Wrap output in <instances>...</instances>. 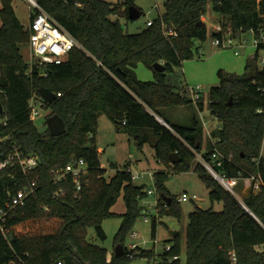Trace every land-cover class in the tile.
Returning a JSON list of instances; mask_svg holds the SVG:
<instances>
[{"label": "trees", "instance_id": "16d2710c", "mask_svg": "<svg viewBox=\"0 0 264 264\" xmlns=\"http://www.w3.org/2000/svg\"><path fill=\"white\" fill-rule=\"evenodd\" d=\"M37 1L81 48L73 49L59 65L30 64L22 55L30 33L17 18L12 0H0V121L6 120L0 124V137L10 136L27 154L40 158V167L27 178L17 174L13 179L0 171L3 200L26 180L40 179L36 194L8 216L5 233L0 229V264H77L76 253L85 264H128L129 253L147 258L149 264H181L180 258L172 260L180 257V232L169 240L175 242L172 250L153 262L154 249L131 251L124 245L126 233L143 212L141 202L147 192L134 184L129 167L112 166L115 173L105 176L108 170L100 164L95 138L102 114L140 146L150 143L160 161H172L171 153H177L181 161L176 169L197 173L207 185L212 203L223 204L222 211L196 207L189 214L185 264H264V64L259 67L248 62L243 75L220 70L219 83L210 89L207 103L203 96L193 101L182 72L184 61L199 50L195 42L206 41L210 33L217 36L204 20L211 5L229 22L235 38L248 32L260 37L264 34V0H166L164 12L137 33H129L119 19L128 15L135 0L116 4L105 0ZM85 5L89 14L83 10ZM170 29L177 35L168 34ZM261 49L264 42L257 46L256 59ZM139 63L154 71L155 80L138 79ZM156 63L164 64L165 70H154ZM41 87L61 94L45 104L52 109L49 117L57 114L65 121L66 132L61 136L40 134L31 120L29 101L40 96ZM192 105L196 112L207 106L220 122L206 146L204 124L197 115L185 124L168 116ZM214 148L223 157L219 170L235 177L260 175V190L248 189L241 200L225 190L196 162L195 152L205 150L208 159ZM79 159L88 168L80 178L81 189L72 175L54 184L52 170ZM167 177L164 172L155 175L159 215L181 220L177 199L173 197L168 204L162 196L171 197L164 183ZM60 188L64 195L56 198ZM121 194L126 211L108 261L103 221L115 215L112 208ZM157 224L155 216L151 221L153 239ZM91 229L94 235H90ZM118 245L125 249L119 257L115 253Z\"/></svg>", "mask_w": 264, "mask_h": 264}, {"label": "rangeland", "instance_id": "374dc122", "mask_svg": "<svg viewBox=\"0 0 264 264\" xmlns=\"http://www.w3.org/2000/svg\"><path fill=\"white\" fill-rule=\"evenodd\" d=\"M105 1L116 4L124 0ZM165 1L135 0V6L143 12L142 16L137 20H128L127 17L120 16V22L129 33L140 32L148 26L150 21H153L164 12ZM12 5L21 24L24 27H28L30 24L28 4L23 0H12ZM1 9L2 4L0 3V11ZM204 20L207 22L211 32H214L215 26L221 25L226 32L232 33L229 22L215 12L212 5L208 8ZM254 41L255 36L248 32L242 34L240 38H235L233 47L219 48L214 44V37L210 33L206 41L195 42L196 46L201 47L200 50H194L193 58L184 61L182 66L184 80L189 87L201 88L203 99L208 102L210 89L219 83L218 73L220 70L226 73L243 75L246 73L247 62L253 63V65L258 64L259 67L263 65L264 49L260 50L258 58L256 59L257 47ZM22 55L30 64L36 62L29 46L22 49ZM136 73L138 79L141 81L155 80L154 71L144 63H139L136 68ZM38 109L39 115L34 119V124L40 127L46 122L52 113V109L49 106L41 107L40 105H38ZM193 114L197 115L204 124L206 146V141L210 138L207 132L212 133L219 128V121L213 117L208 108L203 112H196L195 107L192 105V107L185 110L173 111L168 116L178 123L185 124L191 121ZM95 138L100 164L108 170L105 175L106 177H110L115 173V169L112 166L118 167L119 169L131 167V171L134 173L137 172L142 176L141 178L133 179L134 184L143 187L147 191L149 189L157 190L154 179L150 174L155 176L156 174L164 172L168 175L164 183L171 198L174 197L177 199L184 193H187L189 196H198L199 200L197 201L185 199L180 203L182 210L181 220L167 214L158 215L156 211V200L158 196L156 194L145 196L141 202L143 212L137 217L131 229L126 233L124 240V245L129 249L134 244L139 245L143 249H154L156 258H152L151 262H153L155 259H159V255L165 251L167 245L173 246L175 244L174 241H169L172 238L171 231L180 232V259L181 264H185L187 255L184 235L189 222V214L196 207L202 209L213 208L215 211H222L223 204L221 202L212 203L209 197V189L197 173L194 171H179L172 161H160V159L156 158L155 149L150 143L140 146L134 137L122 129H117L105 114H102L99 118L98 131ZM262 153L264 155V143ZM196 162L200 163L197 158ZM236 191L240 200L248 193V189L242 184L236 188ZM112 211L115 215L103 221V227L107 234V239L103 244L112 253L110 257L108 256V260H111L113 257L115 237L123 223L122 215L126 211L123 194L119 197ZM146 212H148V221L145 220ZM155 216L158 219V224L156 237L153 239L151 221ZM89 233L90 235H94L92 229ZM149 263L150 261L145 257L131 258L128 262V264Z\"/></svg>", "mask_w": 264, "mask_h": 264}, {"label": "built area", "instance_id": "2783aa9c", "mask_svg": "<svg viewBox=\"0 0 264 264\" xmlns=\"http://www.w3.org/2000/svg\"><path fill=\"white\" fill-rule=\"evenodd\" d=\"M28 4L30 11V24L27 30L30 33L29 47L32 52L33 58L36 60L33 64L45 65L56 64L59 65L68 56V54L75 48H81L79 41L65 30L49 13H47L37 0H23ZM152 21L148 23L151 25ZM214 32L217 36L214 37V44L219 48L233 47L234 39L232 33L226 32L221 25L215 26ZM253 34V32H251ZM168 34L176 36L177 34L173 30H169ZM218 34H223L222 37ZM254 35V34H253ZM255 45L264 42V34L260 37H255ZM238 54V52H236ZM264 64V56L262 60ZM188 92L196 103L202 96L201 88L189 87ZM59 93L57 96H60ZM46 102L37 95H34L29 101L30 117L34 121L37 115H39L38 105L45 106ZM164 123L161 119H159ZM0 124H6V120L0 121ZM165 124V123H164ZM166 125V124H165ZM10 136L0 137V171H6L8 176L15 179L17 174H21L27 178L32 172H35L40 167V158L35 154H27L23 148L15 141H11ZM216 145V140H212ZM196 158L200 164L209 172L213 179H215L225 190L232 195L238 197L236 188L241 184L246 189H252L257 192L260 190L263 181L260 175L243 176L240 174L238 177L229 176L226 172L219 170L218 168L223 165L222 154L217 148L211 152L209 158L204 156V152H195ZM87 163L84 159L74 160L67 164L64 168L53 169V182L59 184L66 180L69 175H72L78 186V190L81 189L80 178L87 172ZM131 171V170H130ZM133 179L141 178V174L132 172ZM154 179L155 176L150 174ZM40 179L26 180L24 186L14 193H8V199L3 200L0 196V229L3 233L6 231L7 218L16 208L25 206L28 200L36 194L40 188ZM147 195H157V190L149 189L146 191ZM64 195L62 188L55 192V197L60 198ZM185 199H191L193 201L199 200L198 196H189L187 193L182 194L177 198L179 203ZM156 211L159 215V201L156 200ZM145 215V220L148 221V212ZM136 236V235H134ZM129 249V248H128ZM142 249L139 245L134 244L129 249L131 251H137ZM172 246L167 245L166 252H170ZM135 253H129L127 256L129 259L135 258ZM179 256H174L172 260H177ZM171 260V261H172ZM110 261V260H108ZM59 264H63L59 262Z\"/></svg>", "mask_w": 264, "mask_h": 264}, {"label": "water", "instance_id": "95a60500", "mask_svg": "<svg viewBox=\"0 0 264 264\" xmlns=\"http://www.w3.org/2000/svg\"><path fill=\"white\" fill-rule=\"evenodd\" d=\"M83 10L89 14V9L88 7L85 5L83 7ZM123 17L128 16V18H130L131 20H137L141 17V10L136 7V6H131L128 9V15H122ZM154 70L158 71V72H163L165 70V66L162 63H156L153 65ZM39 95L40 97L48 104H50L51 102H53L56 98H57V94L53 91H51L49 88L46 87H41L39 90ZM3 111V105L0 102V112ZM38 131L40 134H45L47 132H49L52 136H61L63 134H65L66 132V124L65 121L57 114L52 115L50 117L47 118L46 122L38 127ZM171 160L174 164H178L181 161V158L179 157V155L177 153H171ZM163 199L168 203L171 204L172 203V198L163 194ZM177 234V231H171V236L174 237ZM115 253L116 256H122L125 254V249L123 245H118L115 248ZM76 263L77 264H85L83 263L80 255L78 253H76Z\"/></svg>", "mask_w": 264, "mask_h": 264}, {"label": "crops", "instance_id": "0c3cea01", "mask_svg": "<svg viewBox=\"0 0 264 264\" xmlns=\"http://www.w3.org/2000/svg\"><path fill=\"white\" fill-rule=\"evenodd\" d=\"M204 19H205V17H204ZM199 47V50H200V46H198ZM257 51V50H256ZM248 63V62H247ZM247 65V64H246ZM205 103H207L206 101H205ZM207 108V106H205V109ZM203 112V111H202ZM211 112V111H210ZM213 117L214 118H216L214 115H213ZM217 119V118H216ZM218 120V119H217ZM219 127H220V122H219ZM219 129V128H218ZM214 132H212V133H210V132H207V134H209V137L211 138V136H212V134H213ZM209 138V139H210ZM264 143V142H263ZM262 150H263V148H262ZM203 152H205V150L203 151ZM262 156H263V158H264V155H263V153H262ZM129 169L131 170V167H129ZM133 172V171H132ZM112 255V253L110 252V251H108V256L110 257Z\"/></svg>", "mask_w": 264, "mask_h": 264}]
</instances>
